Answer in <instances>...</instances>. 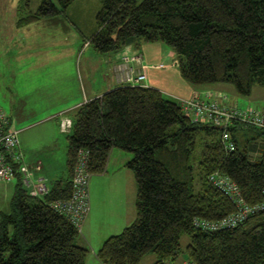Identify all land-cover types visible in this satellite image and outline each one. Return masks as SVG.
Wrapping results in <instances>:
<instances>
[{
    "label": "trees",
    "instance_id": "obj_1",
    "mask_svg": "<svg viewBox=\"0 0 264 264\" xmlns=\"http://www.w3.org/2000/svg\"><path fill=\"white\" fill-rule=\"evenodd\" d=\"M77 1L44 0L35 17L19 25L65 15ZM98 1L92 44L99 53L161 43L174 51L182 78L194 87L230 85L243 97L264 88V0ZM72 130L67 179L33 197L18 177L10 213L0 215V264H87L90 251L79 243L80 230L53 205L72 197L81 150L90 153V172L98 176L113 149L133 155L126 168L137 184V217L104 243L101 264H141L151 254L155 264L174 263L183 254V236L190 240L187 264H264V211L216 233L194 226L237 212L210 183L215 173L235 183L247 205L262 203L264 131L235 124L229 152L223 130L194 124L157 90L126 85L77 109Z\"/></svg>",
    "mask_w": 264,
    "mask_h": 264
},
{
    "label": "rangeland",
    "instance_id": "obj_2",
    "mask_svg": "<svg viewBox=\"0 0 264 264\" xmlns=\"http://www.w3.org/2000/svg\"><path fill=\"white\" fill-rule=\"evenodd\" d=\"M43 1L0 0V111L9 117L12 129L21 133L20 152L24 164L35 175L30 181L36 185L42 180L51 190L58 180L68 178V136L73 130L63 133L60 127L66 120L75 119L72 109L78 103L115 87L113 67L117 55L101 54L92 44L98 30L97 16L102 9L98 0H78L65 15H51L16 29L19 20L35 17ZM116 79L122 81L121 76ZM215 86L226 89L231 106L264 111V88L256 86L250 97L240 96L230 85L199 88L206 90ZM248 133L254 134L250 130ZM96 177L93 176L90 184L89 214L95 221L88 229L84 225L79 239L90 251L88 264H99L96 254L103 244L131 226H114L116 219L106 211L110 202L103 180L107 179L95 182ZM15 186V183L0 184V215L10 213ZM24 189L33 190L27 186ZM134 200L136 219L137 193ZM189 243V238L183 236V254L171 264L187 261L185 251ZM156 260L151 254L141 264H155Z\"/></svg>",
    "mask_w": 264,
    "mask_h": 264
},
{
    "label": "built area",
    "instance_id": "obj_3",
    "mask_svg": "<svg viewBox=\"0 0 264 264\" xmlns=\"http://www.w3.org/2000/svg\"><path fill=\"white\" fill-rule=\"evenodd\" d=\"M143 60L140 55H125L120 60L116 70L117 77L121 76L123 85L140 87L147 81ZM182 111L194 124H208L223 130L222 140L226 151H233L229 129L235 124L264 131V111L255 108L241 109L231 106L227 97L215 93L195 95L189 100H177ZM73 122L66 120L62 123L63 133H69ZM20 132L13 130L11 120L0 111V184L11 185L22 178L24 186L32 188L31 196H46L50 193L47 185L39 181L36 185L30 181L32 174L24 164L20 152ZM93 175L90 172V153L81 150L73 176V194L65 201L53 205L54 210L67 218L77 229H82L90 214V184ZM210 183L231 199L237 212L221 221L196 220L194 226L203 231L216 233L233 229L244 224L248 219L264 211V200L261 204L251 207L242 197L239 187L220 173L210 177Z\"/></svg>",
    "mask_w": 264,
    "mask_h": 264
},
{
    "label": "crops",
    "instance_id": "obj_4",
    "mask_svg": "<svg viewBox=\"0 0 264 264\" xmlns=\"http://www.w3.org/2000/svg\"><path fill=\"white\" fill-rule=\"evenodd\" d=\"M17 13H19V8H17ZM20 21L21 20H19L18 23L16 24V29L18 30H20L23 27L19 25ZM13 38L14 35H11L10 39ZM132 54L134 55L139 54L142 57L143 60L142 65L144 66L145 73L147 75V81L140 87L157 90L160 93H162L165 97L175 102H177V100L180 99L189 100L192 99L197 94L204 95L207 92L218 93L220 97H227V99L229 97L226 94L225 91L226 89L222 86L210 87L209 89L203 90L202 88L200 89L199 87H194L188 84L180 74L179 62L177 56L173 52L169 53V51L165 49L162 44H152V45L145 44L140 48L138 53L137 51H131L126 49L122 53L117 54L116 64L113 67L115 87L111 86L109 91L115 90L123 85V83L121 84V82L117 81L116 79L117 77L116 70L120 65L121 58L124 57L125 55H132ZM109 91L103 92L102 94H99V96L93 98H85L83 102H80L76 106H74L72 110L76 113L77 109H79L82 105L94 99L103 97V95H105ZM69 121L73 122V120L71 119ZM132 159H133L132 154L124 152L119 149H113L110 153L104 174L97 176L95 179V182H98L99 180L107 179L106 182L103 180V184L105 185V187H107V189L105 190H108L107 195H108V201L110 202V205L108 208H106V211L108 210V213L110 215L109 217H114L116 219V221H114V226L125 225L123 227H126L127 225H132L136 220L135 210H134V203H135L134 199L137 193V186H136L137 184L135 182L133 173L126 168V165ZM30 173L32 174L33 177H35L33 172ZM32 176L31 179L33 178ZM94 221L95 219L94 216L92 215L86 221L85 225L87 224V227L85 228L88 229L89 228L88 226H92ZM186 263L187 262H184L183 264ZM99 264L101 263L99 262Z\"/></svg>",
    "mask_w": 264,
    "mask_h": 264
}]
</instances>
